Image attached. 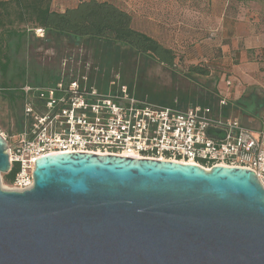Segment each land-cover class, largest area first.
<instances>
[{
  "label": "water",
  "instance_id": "water-1",
  "mask_svg": "<svg viewBox=\"0 0 264 264\" xmlns=\"http://www.w3.org/2000/svg\"><path fill=\"white\" fill-rule=\"evenodd\" d=\"M34 165L30 189L0 187V264H264L248 169L78 151Z\"/></svg>",
  "mask_w": 264,
  "mask_h": 264
},
{
  "label": "built area",
  "instance_id": "built-area-1",
  "mask_svg": "<svg viewBox=\"0 0 264 264\" xmlns=\"http://www.w3.org/2000/svg\"><path fill=\"white\" fill-rule=\"evenodd\" d=\"M10 89L21 95V112L19 129L9 136L0 133L8 172L15 169L6 190L31 188L36 159L74 151L196 164L207 171L215 165L238 166L255 173L264 188V128L254 133L224 114L222 97L217 108H184L137 97L115 80L100 90L86 76Z\"/></svg>",
  "mask_w": 264,
  "mask_h": 264
},
{
  "label": "rangeland",
  "instance_id": "rangeland-1",
  "mask_svg": "<svg viewBox=\"0 0 264 264\" xmlns=\"http://www.w3.org/2000/svg\"><path fill=\"white\" fill-rule=\"evenodd\" d=\"M80 0H54L62 7L74 6ZM116 3L122 9L133 16V23L136 28L147 31L153 37H158L159 31L166 29L163 38L165 45L172 48L177 57L174 69H167L149 58L136 55L132 50L120 47H110L98 43L92 39L71 40L69 43L59 46L39 47L42 51L41 58L47 67L56 68L54 75L69 73V76L76 77L80 73L92 77L96 84L106 83L110 80L122 82L136 91L137 86L148 91L143 94L145 98L157 99L165 102H179V98L199 90L200 85L212 84L216 73L205 79H187L183 69L189 64L191 58L197 62H203L207 56L199 57L195 54L196 45L203 49H215L218 27L221 25L220 17L224 12L223 22L228 18V10L237 13V21L244 26V14L242 9L244 0H108ZM231 12V11H230ZM231 14V13H230ZM232 15H230L231 17ZM197 17V18H196ZM227 22V21H226ZM225 23V22H224ZM204 29V33L193 30L189 33L185 25ZM167 25V26H165ZM201 34H197V33ZM37 36L43 35V33ZM159 39V38H158ZM43 48V50H42ZM191 56H188L189 54ZM75 74V75H74ZM11 74L9 73V76ZM1 81V77H0ZM133 90V91H134ZM182 107V106H181ZM21 112L19 101L11 102L0 93V133L9 136L15 132L17 117ZM4 173L0 174V187L6 188Z\"/></svg>",
  "mask_w": 264,
  "mask_h": 264
},
{
  "label": "trees",
  "instance_id": "trees-1",
  "mask_svg": "<svg viewBox=\"0 0 264 264\" xmlns=\"http://www.w3.org/2000/svg\"><path fill=\"white\" fill-rule=\"evenodd\" d=\"M36 29H41L43 35L37 36ZM86 38L110 47L132 50L136 55L149 58L167 69H174L176 59L181 61V57H177V53L162 40L136 28L132 14L115 2L80 0L74 6L57 11L52 8V0H0V87L3 88L0 93L14 103L20 100L21 95L10 88L28 82L35 84L55 82L62 76L67 80L86 76L90 84L100 90H106L109 82L114 80L96 84L92 82V77L89 78L84 73L71 77L67 72L59 75V71L55 76L56 68L47 67L41 58L36 60L42 53L38 51L39 47L47 49L59 46L61 49L64 43ZM182 72L187 79H205L212 77L214 73L209 62H190ZM216 81L214 78L212 84L205 85H199L195 81L199 90L179 98L177 105L184 108L191 105L217 108L221 96L216 89ZM127 87L131 91L134 90ZM133 92L135 96L145 98L143 94L148 91L137 86ZM151 96L154 99L148 97L146 99L159 104H175L172 101L157 99L155 95ZM222 112L226 114V106ZM16 124L15 129L18 130L19 121ZM14 172L15 169H12L4 174V180L9 182Z\"/></svg>",
  "mask_w": 264,
  "mask_h": 264
},
{
  "label": "crops",
  "instance_id": "crops-1",
  "mask_svg": "<svg viewBox=\"0 0 264 264\" xmlns=\"http://www.w3.org/2000/svg\"><path fill=\"white\" fill-rule=\"evenodd\" d=\"M243 2L244 26H238L237 13L232 10H228L230 19L224 23L223 12L220 20L224 27L215 28L218 35L213 54L211 48L203 49L197 45L194 51L199 57L207 56L204 63L209 62L216 73V89L227 101L226 115L238 118L246 129L257 133L264 128V0ZM52 8L63 11L69 7H62V4L52 0ZM185 27L186 30L195 29L187 24ZM193 30H189L188 34H194ZM195 30L204 33L205 28L196 27ZM165 31V28L159 31L155 38H164ZM190 62L197 60L191 58Z\"/></svg>",
  "mask_w": 264,
  "mask_h": 264
}]
</instances>
